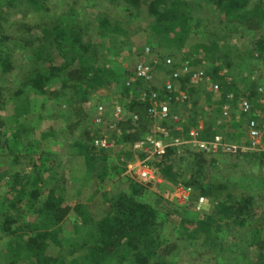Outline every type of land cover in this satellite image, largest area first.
<instances>
[{
    "label": "rangeland",
    "instance_id": "obj_1",
    "mask_svg": "<svg viewBox=\"0 0 264 264\" xmlns=\"http://www.w3.org/2000/svg\"><path fill=\"white\" fill-rule=\"evenodd\" d=\"M128 1L39 0L34 10L29 3L30 6L22 0L17 4L18 8L4 11L2 9L5 6L4 0H0V14L5 17V20L0 19V31L3 32L0 33V37L6 35L10 39L1 41L0 47L12 55L14 63L11 72L0 76V131L4 135V139L1 137L0 141L2 146L0 174H4L0 177V220L1 215L5 213L16 215V219L14 218L10 225L12 235L4 234L7 230L5 228L1 230L0 227V256L7 253L10 236L19 235L18 240L22 241L31 231L29 227H35L33 218L37 215L35 212L38 203L34 205L26 197L19 201L16 191L27 193L31 188L38 186L41 182L36 174L44 172L43 183L47 189L54 188V194L59 197L60 207L64 210L61 230L70 235V238L74 233L71 228L72 222L78 218L77 212L74 211L77 204L83 205L96 220L109 216L113 211L112 203L115 201L113 199H117L120 193L131 194L134 200L145 203L157 211L163 223L161 229L163 253L170 264H216L218 255L215 253L216 250L210 252L207 245L209 243L202 245L204 233L185 239L179 232L182 215L187 216L194 211L184 204L182 194L175 192L179 185H185L184 183L191 177L192 170L188 169L187 163L175 162L171 156L159 163L158 154L151 158V162L157 163L156 167L154 164L153 166L160 182H139L135 175L127 172L126 165L141 157L132 150L129 141L121 140L113 149L107 150L102 153L103 155H97L100 159L95 160L94 165L90 166L84 152L80 151L81 144L88 142L85 132L90 127L86 104L83 100H73L74 96L71 95L76 88L82 92L94 88V92L99 91L101 102L105 104L113 101L123 104L133 97L145 101V98L150 99L152 94L159 96L167 74L157 68L154 81L157 83L158 93L148 90L151 83L139 85L136 94L133 92L126 94L123 91V87H128L136 80L133 78V66L138 53L145 46H148L159 59L170 56L175 61L195 65L199 59V63L207 70L212 72L217 70V74L228 87L233 83L239 88L244 86L247 83L244 82L245 77H250L249 81L256 80L258 85L256 88L264 87V52L260 59L242 60L239 69L229 70L230 72L225 75L222 70L215 69L227 57L238 62L240 56L246 55L254 48L257 39H264V19L257 22L249 18L245 25L238 22H235L237 25H231L233 23L230 22L225 26L222 23V13L207 3V0H176L180 2L177 9H181L183 18L174 22L166 21L158 30L147 13L149 0H136L137 5H131ZM246 1L243 12L250 11L257 2ZM108 22L119 23L123 31L120 32L116 24L107 25ZM65 27L79 29L83 43L88 47L89 60L93 59L92 64L109 72L97 71L99 77L97 81L91 83L83 81L77 72L78 61L74 60L66 69L54 76L55 78L42 90H34L25 85V75L34 63L36 66L47 65L48 61L54 63L62 61L60 54L66 51L69 42L68 30L64 33L62 30ZM108 29H117L114 30L113 36L120 32L115 41L110 39ZM45 31L49 34L46 40L43 37ZM26 37L33 41L31 43L19 41ZM93 47L97 54H94ZM35 58L46 61L40 62ZM61 83L65 86L62 90ZM87 83L92 88H88ZM146 86L147 89L144 88ZM21 88L24 93L15 95L14 92ZM176 88L187 89L190 99L193 96L198 98L195 107V103L190 100L188 105L180 106V110L191 115L201 108L210 109L204 118L196 120L197 124H203L205 121L204 124L209 130L214 129L212 120L216 117L215 109L219 95L202 84L194 87L198 88L197 92L182 82L178 83ZM147 91L148 94L145 96ZM255 91L253 100L255 115L260 117L264 128V95L258 89ZM206 92H210V95ZM225 131L236 134L235 138L242 135L239 130L235 134L231 129ZM219 154L220 152L216 156L218 160L223 158ZM210 156L213 154L205 156L201 161L202 170L199 172L202 182L219 185L226 181V191L216 196L212 190L206 192L207 188L202 191L198 188L193 190L192 197L199 193H203L205 197L203 213H197L198 220L203 219V214L215 209L217 202H226V193H231L235 198L245 194L258 196L259 204L264 209V163L254 161L243 163L231 157L226 163L222 164L219 161V165L213 166L208 160ZM168 162L176 169L179 168L177 173L164 172L163 167ZM16 176L19 178L15 187L12 178ZM133 184L138 185L136 192ZM14 204L16 206L12 207ZM223 228L218 236L219 240L225 243L229 240L234 241L233 239L243 232L232 224H225ZM262 233L264 235V228ZM252 252L254 256L257 254L256 251ZM57 253L58 246L48 242L45 254L55 256ZM83 257L84 254H78L74 257L68 256L66 259H69L71 264H80L84 261ZM1 259L3 258L0 257ZM116 260V255L112 251L104 264H117ZM19 262L30 264L29 259Z\"/></svg>",
    "mask_w": 264,
    "mask_h": 264
},
{
    "label": "trees",
    "instance_id": "obj_2",
    "mask_svg": "<svg viewBox=\"0 0 264 264\" xmlns=\"http://www.w3.org/2000/svg\"><path fill=\"white\" fill-rule=\"evenodd\" d=\"M21 1L22 0H4L5 6L2 7V9L4 11H9L10 9L18 8L17 4ZM25 1L27 4L29 3L34 10L39 2V0ZM128 3L131 5L138 4L136 0H129ZM207 3L212 5L219 13H222V23L225 24V26H227V23L230 22L233 23L231 25H235V22L245 25L247 19L249 18L257 22L264 19V0H257L255 5L248 12L242 11L247 3L246 0H207ZM29 4L28 6H30ZM179 6L180 2H177L176 0H149L147 3V13L152 18L153 25L159 30V27L163 26L166 21L174 22L183 18V12L181 9H177ZM0 19L5 20V17L0 14ZM110 24H116L119 26V23L117 22L107 23V25ZM36 26L38 25L36 24ZM225 26L223 25V27ZM29 29L31 28H28V30ZM62 30L63 33L67 32V30L69 32V42L67 44L66 51L60 54L62 61L59 63L48 61L47 65L42 64L36 66V63H34L33 67L31 66L25 75V85H29L34 88V90H42L48 86L51 80L55 78L54 76L66 69L67 66H69V64H71L74 60L78 61L79 68L77 72L81 75L83 81L86 80V82L90 83L97 81L99 79L97 71L109 72V70L105 71L104 69L97 68L94 64H92L93 59L91 61L89 60L87 56L88 47L83 43V39L77 27L72 29L65 27ZM114 30L116 31L117 29L110 30L109 34V37L111 35L110 39L112 41H115L118 37L117 35L123 31L119 26L120 32L113 36L115 33ZM1 32L2 30L0 33ZM1 34H3V32ZM48 36V32L45 31V33H43L44 39L46 40ZM7 40L10 39L6 35H2L0 37V42ZM19 41L31 43L33 40L30 37H26L25 39ZM263 52L264 39L259 38L255 42V46L252 50L247 52V54L242 57L238 56L240 59L238 62L234 61L231 57H227L215 69L222 70V72H224L223 75H225L232 71V69L234 70V68L239 69L242 66V60L245 61L250 58H262ZM94 54H97L95 48ZM235 56L237 55L235 54ZM165 57L160 59L157 57L158 60L153 65L154 69L157 68L159 70H163L166 74H168L170 72V68L164 63ZM35 59H39L40 62L46 61V59L42 58ZM199 62L200 60L198 59L196 65L199 64ZM193 65H195V63H193ZM13 69L14 63L12 55L0 47V76L11 72ZM206 72L210 82L217 84L218 90L214 93H217L219 98L215 109L216 117L212 120L214 129L209 130L204 124L205 121L202 122V137L209 138L212 135L221 132L225 135L226 139H238L239 137L237 136L235 138V133H237V130L242 133V127L245 122V117L238 113V102L242 98L249 99L253 106L252 114L255 115L253 100L255 98L254 94H256V87L258 86L257 81H249L250 77H245L244 82L247 81V83L244 86L239 88L236 87L235 83H233V86L231 85L228 87L226 82L222 80V77L217 74V70H214V73L206 69ZM248 72L250 73V71ZM257 80L260 81V78ZM184 81L185 78H182L179 83L182 82L185 85ZM88 84L89 83H87V86H89L88 88H92V86ZM151 84L152 85L148 90H153L158 93L159 91L156 81L153 80ZM139 85L146 84L140 80H135L128 87H123V91H125L126 94L129 92L136 94V90L139 88ZM63 87L65 86L61 83L60 90H62ZM144 88L147 89V86ZM190 88L191 90H196L195 92L198 91V88L196 89L192 86ZM94 90L95 89L93 88L82 92L79 88H76V91L73 92L71 96H74L72 98L75 101L83 100L86 102V100L89 99L93 93H96ZM184 90L188 93V99L184 102L183 106L188 105L191 100L193 104L195 103V107L196 99L198 98L193 96L192 99H190L191 96H189V91L185 88ZM23 93L24 90L22 88L17 92H14L15 95ZM55 93L57 94L58 92L56 91ZM228 93H232L233 95V100L230 102L232 111L227 122L218 124L220 119V108L222 103L227 101L226 95ZM244 93H247V95ZM147 94L148 91L144 95L147 96ZM207 94L210 95V92ZM261 94L264 95V93ZM97 98L101 101L100 94L97 95ZM147 104L148 98H145V101H141L140 99L134 97L121 104L125 109L124 120L119 123L118 129L115 133H113V136L116 138V143L121 142L122 140L129 141L132 144L136 139L144 135L146 129L148 128L145 123V109ZM209 112L210 109L208 110L206 108H201L197 112H193V114L188 115L189 117L185 120L187 124L185 125L188 127L198 125L196 119L201 117L204 118V115L209 114ZM134 113L138 115V120L136 121L132 119V115ZM192 121L196 123H190ZM209 124L211 125V123ZM228 129H231V132L235 135L230 134V132L227 133L225 130ZM19 130H21L20 127ZM90 132V129L86 130L85 134L86 137H88V142L81 144L80 151L84 152L85 157L89 160V165L92 166L94 165L95 160L100 159V156L98 157L97 155H103L106 151H94L95 149L92 146ZM1 137L4 139V135H2L0 131V141L2 140ZM0 147L2 146L0 145ZM93 151L97 153H94ZM139 155L141 158L143 157V155ZM209 155L210 154L187 152L182 156L177 157L172 155L171 149H166L163 153L159 154V163L170 156L172 157V160H175V162L185 161V164L187 163L188 165V169L192 170L190 179L184 183L185 186H190L193 190L198 188L201 189V191L207 188L206 192H208V190H212V192H215L216 196H218L226 191V181H223V183H220L219 185H215L214 183L202 182V177H200L199 170H202V168H200L202 165L201 161L205 156ZM217 155L218 153L213 154V156H210L208 159L209 163L213 166L219 165V161L224 164L230 160L231 157H234L237 161L239 160L243 163H253V161L259 162L260 164L264 163V152H241L236 156L220 153L219 155H222L223 158L219 160L216 158ZM103 158L105 159V157ZM152 164H154L155 167L157 166V163ZM168 164L163 167L164 172L169 174L178 172L179 168L176 169L169 162ZM234 164L237 163L234 162ZM174 168L176 170H174ZM42 173L44 172L36 174L39 182H41L38 186L31 188L27 193H25V191H22V193L19 189V192L16 191V194L19 196V201L26 197V199H30L34 205L38 203V207H36L35 212L37 215L33 218L35 222L33 224L35 227H29L31 231L26 239L22 241L18 240L19 235L10 236L7 243L8 251L4 255L0 256L3 258L0 260V264H24L19 262L24 259H29L30 264H71L69 259L67 260L66 257H74L78 254H84V261L80 264H104L112 251L114 255H116L117 264H170L166 259V254L163 253L164 244L161 239V229L163 223L159 218L157 211L145 203L134 200L131 194L127 195L120 193L117 199H113L115 200L112 203L113 211L109 213V216L96 220L92 218L83 205L77 204L74 207V211L77 212L78 218L74 219L72 222L71 228L72 233H74L70 238V235H67L61 230L64 210L60 207L59 197L54 194L53 187L47 189L46 184L43 183L44 180L42 179ZM3 175L4 174L1 173L0 177ZM18 178L19 177L17 176L12 178L13 185L15 187L17 186L16 184ZM132 186L135 188L134 192H136L138 185L133 184ZM202 194L203 193H199V195ZM202 196H204V194ZM225 198L226 202H217L215 209L211 210L209 213L203 214L204 217L201 220L199 219L200 221L198 220L197 215L201 213L203 209L200 211H191L192 213L187 216L182 215L179 221V232L185 237V239L196 237L198 236V233H204L205 238L202 240V245L209 243L207 244L209 245L208 250L210 252H214V250H216L215 253L218 254L216 255V264H264V235L262 233V229L264 228V209L261 208V204H259L260 202L258 196L245 194L241 197L235 198L231 193H226ZM15 206V204L12 205V207ZM4 215H1L3 217H1V220H3H0L1 230L5 228L7 232L5 231L4 234L8 235V233H11L12 235L10 225L14 218L16 219V215L12 216L8 215V213H5ZM225 224H232L237 229H242L243 232L239 233V235L233 239L234 241L229 240L227 243L222 242L219 240L218 235L224 229L223 226ZM34 228L37 229L34 230ZM70 239H72V241H70ZM48 242H53L58 246V253L55 256L45 254V248ZM252 251H256L257 254L255 256L252 255ZM219 259L221 261H219Z\"/></svg>",
    "mask_w": 264,
    "mask_h": 264
},
{
    "label": "built area",
    "instance_id": "obj_3",
    "mask_svg": "<svg viewBox=\"0 0 264 264\" xmlns=\"http://www.w3.org/2000/svg\"><path fill=\"white\" fill-rule=\"evenodd\" d=\"M256 55V54H255ZM158 60L148 46L138 53L133 66V78L145 84L151 83L155 78L154 63ZM164 63L170 68L162 84V93L159 96L152 94L148 99L145 109V123L147 129L144 135L136 139L131 148L134 152L143 155L139 160L128 162L126 170L130 175H135L139 182H160L156 175V168L151 163V158L163 153L166 149L172 150L173 156H182L187 152L198 154L225 153L236 156L241 152H264V128L260 117L252 114V102L242 98L238 102V113L245 117L242 127V135L238 139L229 140L218 132L209 138L202 137V125L188 127L185 120L188 113H183L180 106L188 99L186 90L177 89V84L185 78L186 87L206 85L213 92H217L218 86L212 83L204 65L189 64L187 62H175L171 57H165ZM264 93V87L257 88ZM99 91L93 93L86 100V108L89 117V129L92 146L95 150H111L116 145L113 133L118 129L119 123L124 120L125 109L117 102L105 104L98 100ZM227 101L220 108L218 124L227 122L232 106V93L226 95ZM132 119L138 120V115L133 114ZM175 192H180L183 202L189 208L200 211L203 209L205 197L196 195L192 197L193 189L190 186L179 185Z\"/></svg>",
    "mask_w": 264,
    "mask_h": 264
},
{
    "label": "crops",
    "instance_id": "obj_4",
    "mask_svg": "<svg viewBox=\"0 0 264 264\" xmlns=\"http://www.w3.org/2000/svg\"><path fill=\"white\" fill-rule=\"evenodd\" d=\"M200 64V63H199Z\"/></svg>",
    "mask_w": 264,
    "mask_h": 264
}]
</instances>
